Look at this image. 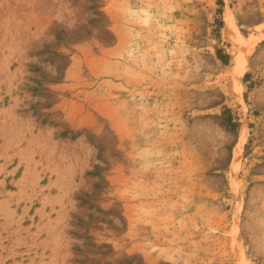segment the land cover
Here are the masks:
<instances>
[{
  "label": "rangeland",
  "instance_id": "rangeland-1",
  "mask_svg": "<svg viewBox=\"0 0 264 264\" xmlns=\"http://www.w3.org/2000/svg\"><path fill=\"white\" fill-rule=\"evenodd\" d=\"M0 264H264V0H0Z\"/></svg>",
  "mask_w": 264,
  "mask_h": 264
},
{
  "label": "bare ground",
  "instance_id": "bare-ground-1",
  "mask_svg": "<svg viewBox=\"0 0 264 264\" xmlns=\"http://www.w3.org/2000/svg\"><path fill=\"white\" fill-rule=\"evenodd\" d=\"M224 20H225V25L223 29L224 37L226 38V40L234 42L236 46L239 49H241L240 50L241 53L237 54L235 57V64L233 66L232 77L235 83V94L244 103L242 82H243V77L247 70V63L245 62L243 49L247 42L235 22L234 15L230 7H226L225 9ZM248 129L249 128H248L247 120L245 119L239 134V140L236 149L234 151V158H233L234 169L239 165L241 156L243 154V148L248 140V135H249ZM236 185L237 183L236 181H234V186ZM242 259H244L243 255H242Z\"/></svg>",
  "mask_w": 264,
  "mask_h": 264
}]
</instances>
